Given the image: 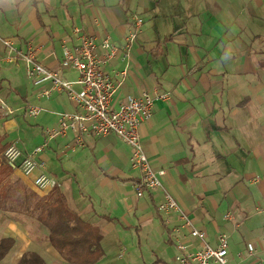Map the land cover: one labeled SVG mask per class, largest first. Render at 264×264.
Segmentation results:
<instances>
[{
  "label": "crops",
  "instance_id": "1",
  "mask_svg": "<svg viewBox=\"0 0 264 264\" xmlns=\"http://www.w3.org/2000/svg\"><path fill=\"white\" fill-rule=\"evenodd\" d=\"M135 13L146 21L152 17L159 32L170 28L163 36L166 44H174L171 50L187 45L189 52L185 63L170 53L173 58L167 75L153 72L145 76L140 66L132 67L133 56L142 51L134 42L126 65L119 59L112 63L120 81L116 102L143 92L155 97L154 114L141 129L153 166L166 169V188L190 213L195 226L207 232L206 242L217 245L219 231L229 235L230 263L239 264V253L249 242L260 244L259 232L264 230V0H0V92L1 82L7 80L9 97L12 92L31 95L43 106L42 112L53 115L49 124L56 125L60 113L73 111L76 105L66 91L47 96V85L32 91L24 61L3 59L5 41L20 50L31 44L40 63L58 69L64 46L73 48L77 43L76 25L93 35L108 33L123 45ZM158 44L155 50L163 54L164 43ZM124 67L126 74L120 72ZM64 73L69 79L77 78L73 69ZM166 91L171 95L164 100L160 95ZM1 101L13 110L2 97ZM14 113L6 116L0 105V118H6L7 129L12 125L7 118ZM41 129L43 141L35 147L46 142ZM114 137L95 138L75 152L64 149L70 138L53 140L42 152L45 161L51 153L61 161V167L54 164L57 169L50 174L45 171L59 177L58 185L69 205L100 227L105 256V230H118V226L144 230L153 264L157 258L162 260L159 264L174 263L173 236L178 231L186 234L190 248L202 247L181 227L178 214L160 215L156 208L160 196L149 191L141 198L136 196L140 171L131 167L129 147L119 150ZM14 175L39 194L51 189L33 186L31 178L18 169ZM74 177L77 186L68 182ZM228 211L234 212L235 220L220 221L218 216ZM8 235L16 243L0 264H18L30 250L48 264H69L49 241L39 243L17 226L0 239ZM261 256L264 264V250Z\"/></svg>",
  "mask_w": 264,
  "mask_h": 264
},
{
  "label": "built area",
  "instance_id": "2",
  "mask_svg": "<svg viewBox=\"0 0 264 264\" xmlns=\"http://www.w3.org/2000/svg\"><path fill=\"white\" fill-rule=\"evenodd\" d=\"M130 18L133 28L123 45H119L108 33L97 36L76 25L74 33L77 43L73 48L64 46L62 64L58 69L40 63L31 44L20 50L12 41H5L4 60L22 59L27 75L34 84L39 87L47 85L44 88L45 95L49 96L57 90L66 91L76 109L61 112L56 125L44 128V144L26 150L20 145L21 140L18 138L9 143L3 156L24 176L31 178L33 186L46 189L55 184L45 171L46 161L42 158V152L49 141L70 138L64 149L68 147L75 152L95 138L114 134L132 148L130 164L133 169L140 171V177L135 184L136 196L141 198L148 191L160 196L156 202L160 215L178 214L182 220L181 227L188 229L190 237L203 243L202 247L192 249L185 242L186 234L178 231L173 236L176 247L173 264H231L229 235L219 231L217 245L206 242L207 232L195 226L190 213L181 208L176 197L166 188V169L154 167L146 152L141 129L154 114L155 97L149 92H143L139 96L127 95L120 103L116 102L120 81L112 63L116 59L124 65L130 61L132 46L146 22V18L137 13L132 14ZM67 69H73L77 78L72 80L66 77L64 72ZM120 72L126 74L127 67L122 68ZM170 95L171 91H166L161 93L160 97L166 100ZM0 105L6 116L14 113L3 101ZM42 111V107L34 104H29L26 110L32 121H38ZM218 219L231 222L235 220V215L233 211H228L220 214ZM262 242L263 246L256 242L247 243L239 253V264L248 261L251 264H263L261 252L264 250V239ZM124 254L122 251V255Z\"/></svg>",
  "mask_w": 264,
  "mask_h": 264
},
{
  "label": "rangeland",
  "instance_id": "3",
  "mask_svg": "<svg viewBox=\"0 0 264 264\" xmlns=\"http://www.w3.org/2000/svg\"><path fill=\"white\" fill-rule=\"evenodd\" d=\"M149 14H146L145 16H148ZM179 20L175 19L174 23L177 25ZM155 22L152 19H148L146 23L141 27L140 32L138 33L136 39H135V46L141 47L142 51H138V56H133L132 60V67L137 68L140 66V72L144 74L145 76H148L150 73L156 72L159 74H164L165 71L168 73L170 69V63L173 57L169 56L170 53H175L178 57V59L183 61L185 63V58L187 53L189 52V48L187 45L179 46V48L175 45L174 50H171V48H174V44L168 43L166 44L164 42V33H170V28H167L163 32H159L155 28ZM177 27V26H176ZM159 42L164 43V53L159 54L158 50H155V47ZM143 45V46H141ZM180 49V50H179ZM169 54H168V51ZM136 57V58H135ZM135 68V69H136ZM29 77V76H28ZM165 77V76H164ZM29 87H31L32 91H35L36 89H41L39 86H36L33 82V80L29 77ZM147 80V79H146ZM148 83L150 81H147ZM2 84V91L0 92V97L4 99V101L13 108L15 111L13 116H10L7 118L9 121L11 120V127L10 129L6 128V118L3 116L1 117V123H0V134H6L7 140L6 141H12L16 139H20V145H22L23 148L26 150H31L32 148H35V144L40 143L43 141V137L40 136L41 128H45V126L51 127L53 124L51 123L52 114L47 113L46 111L42 112V114L39 115L38 121H32L29 116L27 115L25 111V107L27 104H34L41 106L40 102H36V98L31 97L29 95L28 97H23L18 94L11 93V96L9 97V92L11 91L9 88V83L7 80L1 82ZM31 94V92H30ZM27 105V106H28ZM44 135V133H43ZM42 135V136H43ZM115 136L114 138L117 140L116 147L119 150L127 149L129 147L130 153L132 152V148L127 145L124 141H121L119 137L113 134ZM45 137V135H44ZM46 139V138H45ZM44 139V141H45ZM56 142V141H55ZM124 142V143H123ZM54 143V141L48 142ZM47 144V146H48ZM48 149V147L45 148V150ZM188 150V148H187ZM53 152V151H51ZM50 155L49 159H46V170L50 174V171H54L57 164L58 167H61V161L57 159L53 153L48 154ZM182 155V154H181ZM2 157L4 158L3 154ZM68 159H64L63 165L65 166V163ZM132 167V166H131ZM54 181L55 184L60 183L59 177L52 173L50 175ZM18 176L14 175V178H17ZM77 186V182L75 177L72 178V180L68 181ZM82 191L85 192L84 189ZM87 193V192H86ZM89 200V196L87 197ZM90 203H95V199L92 197V200ZM14 210L17 209L16 206L13 207ZM221 211H225L224 208L220 209ZM12 226H17L19 229L24 232L25 234H29V238L39 240V243L42 242H48V229L37 223L35 219H28V217L24 216L23 213L18 214L15 211L11 212H4L0 210V235L3 233H10L12 232ZM118 230L110 229V232H107L105 230V250L107 251V254L104 258H102L98 263L96 264H143V263H152L150 258V253H147V250L149 248V244L146 243L145 236L143 235V231L138 230L136 227L134 228H125L118 226ZM259 239L260 244L263 246L262 240L264 239V230L259 232ZM36 237V238H35ZM45 243V244H46ZM33 247V246H32ZM122 251H124V255H122ZM171 255V253L169 254ZM173 264V263H172Z\"/></svg>",
  "mask_w": 264,
  "mask_h": 264
},
{
  "label": "trees",
  "instance_id": "4",
  "mask_svg": "<svg viewBox=\"0 0 264 264\" xmlns=\"http://www.w3.org/2000/svg\"><path fill=\"white\" fill-rule=\"evenodd\" d=\"M158 46L161 47L160 44ZM1 121L0 118V123ZM6 140L7 135L0 134V210L23 213L28 219H35L37 223L45 226L49 230L50 245L69 264L98 263L105 256L100 227L83 218L69 205L67 195L58 184H54L47 193L39 194L20 177L14 178L16 166L2 157L10 143ZM14 206L17 207L16 210L13 209ZM104 217L112 220L110 216ZM15 243L16 239L12 235L0 239V262ZM161 262L157 258L154 264ZM18 264L48 263L38 252L30 250L24 252Z\"/></svg>",
  "mask_w": 264,
  "mask_h": 264
}]
</instances>
